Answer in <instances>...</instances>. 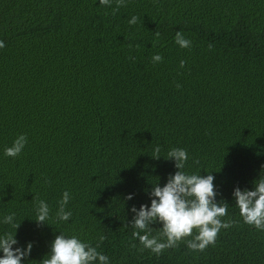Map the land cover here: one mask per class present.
<instances>
[{
  "label": "trees",
  "instance_id": "1",
  "mask_svg": "<svg viewBox=\"0 0 264 264\" xmlns=\"http://www.w3.org/2000/svg\"><path fill=\"white\" fill-rule=\"evenodd\" d=\"M20 134L22 153L4 156ZM172 148L187 150L188 173L214 175L222 219L236 223L202 252L181 241L157 256L134 237L130 209L177 171L163 157ZM260 175L264 0H0V217L15 213L19 246L33 242L22 264H41L60 232L93 246L104 236L110 264H264V231L232 198ZM66 190L72 216L57 221ZM39 200L50 225L34 220Z\"/></svg>",
  "mask_w": 264,
  "mask_h": 264
},
{
  "label": "clouds",
  "instance_id": "2",
  "mask_svg": "<svg viewBox=\"0 0 264 264\" xmlns=\"http://www.w3.org/2000/svg\"><path fill=\"white\" fill-rule=\"evenodd\" d=\"M122 0H117V7ZM112 0H99V5L110 7ZM116 9H113L115 12ZM128 23H137V17L132 16ZM176 45L180 48H189L191 41L181 31H177L174 37ZM211 47V45H209ZM160 54L152 56V62H162ZM184 61L180 66H184ZM27 144V137L18 135L11 146L6 147L3 155L15 158L19 156ZM159 153L160 149H155ZM157 155L155 158H159ZM167 160H173L177 171L170 174L167 182L161 186L153 184L146 195L150 203L141 204L139 208L133 205L130 209L132 219L130 225L134 229L133 235L137 237L143 249L159 256L165 249L175 247L184 241L189 250L202 252L208 246L214 245L221 229H228L236 221L231 218L222 219L227 215V206L218 202L215 190L214 175L211 173L202 176L200 173H188L185 165L188 161V153L183 148H172L163 156ZM134 193H128L126 200H132ZM234 205L239 210V216L244 224L254 227L257 231H264V176L253 182V188L241 189L235 187L232 192ZM70 200V193L66 190L58 201V209L55 213L57 221L67 222L72 212L66 210ZM35 222L37 226L48 224L50 208L46 201L39 200L35 206ZM0 224L10 225L15 232L0 233V264H22L33 248V242L26 246H19L16 238V230L20 224L16 223L15 213L5 214L0 217ZM160 225V231L152 235L150 226ZM191 237L190 239H187ZM104 236L99 237V242L93 246L89 242L81 240L77 235H65L60 232L51 242L50 250L41 260V264H110V258L98 251ZM16 246V247H14Z\"/></svg>",
  "mask_w": 264,
  "mask_h": 264
}]
</instances>
